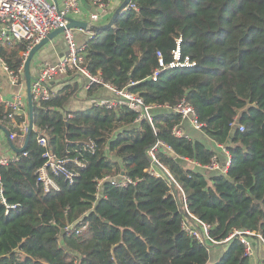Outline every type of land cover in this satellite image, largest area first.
<instances>
[{
  "label": "trees",
  "instance_id": "obj_1",
  "mask_svg": "<svg viewBox=\"0 0 264 264\" xmlns=\"http://www.w3.org/2000/svg\"><path fill=\"white\" fill-rule=\"evenodd\" d=\"M129 5L135 9L85 43L84 65L104 83L152 106V125L126 106L68 110L80 87L69 80L51 100L33 102L25 155L15 153L16 160L0 167V264L254 262L238 237L221 245V257L210 262L207 245L182 229L190 219L181 192L164 173L154 177L149 170L161 171L150 155L161 143L155 159L182 190L188 211L210 227V238L220 242L234 231H247L264 239V0H131ZM178 41L181 59L195 66L162 70L159 58L171 63ZM25 50L23 43L1 46L0 58L16 73ZM72 75L65 76L72 80ZM98 89L104 90L94 85L87 91L90 100ZM181 100L205 125L197 132L228 153L225 172L217 152L185 133L188 122L172 112ZM6 113L0 104L1 126L9 122ZM13 122L17 128L25 118L16 114ZM180 124L188 138L173 135ZM39 138L66 161L71 174L49 173L56 191L45 192L38 181L46 163ZM213 157L220 168L210 171ZM120 176L132 183L109 182ZM2 200L18 210L6 214ZM256 258L264 264V255Z\"/></svg>",
  "mask_w": 264,
  "mask_h": 264
},
{
  "label": "built area",
  "instance_id": "obj_2",
  "mask_svg": "<svg viewBox=\"0 0 264 264\" xmlns=\"http://www.w3.org/2000/svg\"><path fill=\"white\" fill-rule=\"evenodd\" d=\"M112 1L113 0H91V5L94 11L90 15H85L81 8L80 0H64L61 6L49 3L46 0H0V48L1 46L12 47L15 43H23L26 49L25 52L22 53L24 63L28 53L35 45L52 31L67 25V18L97 25L100 18L107 15ZM129 8L135 9L134 6L129 5L126 10ZM73 31L74 29L66 30L62 34L67 48V55L65 58L54 64L44 63L40 65L36 74L32 75L30 85L32 101L38 102L51 100L56 92L53 88L56 79L65 76L69 71H73L76 76L83 79L86 91L90 90L94 85H100L111 96H113V99H95L92 102L93 106L104 107L107 110H112L119 106H126L130 110L139 114L138 120L146 119L148 123L152 125V118L150 116L152 106L145 105L139 95L129 93L128 90L125 89L116 90L112 86L104 83L99 76L90 74L87 67L84 65L83 59L85 43L83 45L79 44L74 38ZM90 34L91 37L94 36V34ZM0 65L8 76L10 84L14 87H21V89L19 88L9 99H5L0 94V104L4 106L7 112L4 119L11 121L13 124L16 114L22 115L27 110L23 64L16 73L9 70L1 58ZM158 65L162 70H181L192 68L195 66V63L191 62L188 58L181 59L178 41L176 50L173 52V61L165 65L159 58ZM158 75L159 70L153 73L151 79L155 80ZM134 84L135 83H130L129 86H133ZM172 112L179 115L183 121L188 122V124L196 131H201L205 126L198 122L193 107L185 100H181L175 107H173ZM12 128L17 129V131L9 133V141L14 143L16 148L23 147L28 132V123L25 121L17 128L15 127V124H13ZM242 130L243 128L241 127L240 131ZM172 133L177 138H188L184 133L181 124L176 125L173 128ZM37 142L40 147L45 149L43 158L46 159L44 166L37 172L38 181L43 185L45 192H50L52 190L56 191L57 186L50 178L49 173L52 172L56 174L59 172L66 174L64 169L66 161H60L52 155L48 149L47 141L44 138H39ZM159 144L162 145L161 143L156 144L151 149L150 155L152 163L162 172L157 169H151L149 170V174L154 177H160L162 173H164V175L170 179L172 186L174 185L178 191L181 192L183 206L186 215L190 219L189 222H182V229L200 244L207 245L209 252L212 248L228 243L233 238L238 237L240 242L244 245V255L246 257L254 259L256 257V249H259L264 253V239L260 234L255 232L234 231L228 238L220 242L210 238V227L198 220L188 211L182 190L165 168L155 159L153 151ZM222 149L226 155L222 168L223 172H225L230 165V157L223 147ZM23 155H25V153H23ZM15 158V156L12 158L0 157V167L13 162L16 160ZM219 168L220 164L216 161V157H213L212 163L207 169L215 171ZM66 177L71 178V174H66ZM109 182L118 187H124L132 183L124 176H120L118 179H110ZM175 193V189H173L172 194L175 195ZM2 203L5 205L6 214L11 211H16L19 208L17 205L6 204L3 200ZM254 244L256 245L255 247Z\"/></svg>",
  "mask_w": 264,
  "mask_h": 264
},
{
  "label": "crops",
  "instance_id": "obj_3",
  "mask_svg": "<svg viewBox=\"0 0 264 264\" xmlns=\"http://www.w3.org/2000/svg\"><path fill=\"white\" fill-rule=\"evenodd\" d=\"M49 3L61 6L63 4L64 0H46ZM121 1L122 0H113L110 4V8L109 11L107 12V15H104L103 17L100 18L99 23H97V25H105L107 24V16H111L115 13V11L118 9V7L121 5ZM80 5L82 10L84 11L85 15H90L91 13H93V7L91 5V0H80ZM74 34V38L75 40L79 43V44H84L86 43L89 38L91 37L90 33H87L85 31L79 30V29H74L73 31ZM67 48L66 45L64 43V39L63 36L61 35L60 37H58L56 40H54L53 42H51L49 45L45 46L40 52L38 57L34 58V61L32 62L31 66H30V73L31 75H35L38 68L40 67V65L44 64V63H57L58 61L62 60L65 58ZM78 77V76H77ZM62 78L63 81L61 80ZM79 78V77H78ZM69 80V81H68ZM82 80V85L81 87H79V91H81L82 89L84 91V81ZM62 81V82H61ZM66 81H68V83H78V81L75 80H70L68 79V77L66 76H61L59 78L56 79L55 83L53 84V88L55 89V91H58L61 86L63 84L66 83ZM21 89V87H14L10 84L9 78L6 75V73L3 71L1 65H0V94L5 98V99H9L14 93L17 92L18 89ZM23 90V89H22ZM26 91V89H25ZM87 92V91H86ZM26 94V92H25ZM111 95L108 93V95H106L105 99L109 98ZM78 97V96H77ZM92 99H97V98H91V100L89 99L86 103L90 104L88 107H85L84 101H72L70 105H68V110H85L87 108H89L92 104ZM26 106H27V95H26ZM25 118V121L28 123V107L27 110L24 114H22ZM12 122H6L4 126L0 125V157L1 158H12L15 156V153L10 145V142L8 140V137L6 135V133H10V129L12 128ZM184 128V127H183ZM185 133L188 134H192V136H196L198 138H201L202 141H205L206 145H208V147L212 150H215L217 152V156L219 158V160L224 161L226 159V155L224 153V150L222 149L221 146L215 145L213 142H211L210 140H208L206 137L203 136L202 133L194 131L192 129V127L186 123L185 124ZM13 146L16 147V145L13 143ZM222 162V163H224ZM222 253L221 252H215L213 253V257L211 259L210 256V262H215L217 261L220 257H221Z\"/></svg>",
  "mask_w": 264,
  "mask_h": 264
},
{
  "label": "water",
  "instance_id": "obj_4",
  "mask_svg": "<svg viewBox=\"0 0 264 264\" xmlns=\"http://www.w3.org/2000/svg\"><path fill=\"white\" fill-rule=\"evenodd\" d=\"M131 3V0H123L121 5L118 7V9L115 11V13L112 15L110 21L105 25H94V24H88L83 21L75 20L72 18H67V25L65 27L58 28L51 33H49L45 38H43L37 45H35L31 51L28 53L24 63H23V75L25 80V88H26V95H27V107H28V132L25 137V143L23 147L16 148L13 146V143L11 141L10 145L14 151V153L17 154H23L27 145V142L29 140L30 133L33 129V101H32V95H31V81H32V75L30 73V66L33 62L34 57L47 45H49L51 42L56 40L58 37H60L64 31L66 30H73V29H80L82 31H85L87 33L96 34L99 33L109 27L112 26L115 18L119 14H123L126 8ZM67 54V51H66ZM7 137L9 136V133H6ZM9 140V139H8ZM240 189H242L241 186H239Z\"/></svg>",
  "mask_w": 264,
  "mask_h": 264
},
{
  "label": "rangeland",
  "instance_id": "obj_5",
  "mask_svg": "<svg viewBox=\"0 0 264 264\" xmlns=\"http://www.w3.org/2000/svg\"><path fill=\"white\" fill-rule=\"evenodd\" d=\"M38 55H39V53L34 57V58H36V57H38ZM33 61H34V59H33ZM71 78L73 79V80H75V81H78V85L81 87V85L83 84L82 83V80L80 79V78H78L77 76H71ZM61 79V78H60ZM63 79H65V78H62L61 80L63 81ZM61 81V82H62ZM88 92H86V91H84L83 89L81 90V91H79V93H78V97H77V100L76 101H84V104H85V107H88L90 104H87L86 102L89 100V98H88ZM106 95H108V93L105 91V90H100L99 91V89L97 90V91H95L94 93H93V95H92V97L93 98H97V99H105L106 97ZM208 146V145H207ZM224 249H225V246H218V247H215V248H212L211 250H210V256H211V259H212V257H213V253H215V252H221V253H223L224 252ZM259 255H264L263 254V252L260 250L259 252ZM258 253H256V257H257V254ZM254 258L253 260H254V262L252 261V263L253 264H258L257 263V258Z\"/></svg>",
  "mask_w": 264,
  "mask_h": 264
}]
</instances>
